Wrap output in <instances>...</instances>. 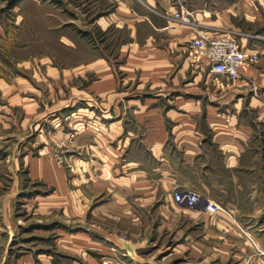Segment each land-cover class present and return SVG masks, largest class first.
<instances>
[{"label":"rangeland","instance_id":"obj_1","mask_svg":"<svg viewBox=\"0 0 264 264\" xmlns=\"http://www.w3.org/2000/svg\"><path fill=\"white\" fill-rule=\"evenodd\" d=\"M207 31L264 50V0H0V264H88L65 242L78 235L110 244L101 251L121 264H264L247 231L243 250L230 232L222 257L194 249L204 229L172 203L178 188L151 185L154 173L142 187L122 171L125 160L154 164L140 143L141 102L170 128L172 82L227 81L191 48ZM78 108L95 111L76 130Z\"/></svg>","mask_w":264,"mask_h":264},{"label":"crops","instance_id":"obj_2","mask_svg":"<svg viewBox=\"0 0 264 264\" xmlns=\"http://www.w3.org/2000/svg\"><path fill=\"white\" fill-rule=\"evenodd\" d=\"M168 6L162 4L165 10L171 8ZM148 21L157 29L151 20ZM205 24L210 28L220 26L221 22L206 18ZM167 28L166 25L161 26V29ZM205 33L210 34L208 31ZM241 41L247 52L260 51L261 55L246 66L237 80L229 82L225 76L218 75L227 81L217 83L206 79L184 82L182 87L179 82V87L176 82L171 83L176 91L172 92L173 100L178 107L171 114L164 115L172 122L170 128L163 125L159 106L146 101L140 103L138 119L145 121L140 139L142 152L154 164L143 165L144 160L138 163L125 160L122 171L124 174H137L142 187L151 184L149 174L154 173L155 180L152 179L151 185H160L170 192L174 188L193 190L200 195L203 203L189 208L176 204L170 193L172 203L192 210L188 218L198 220L204 229V240L194 245V249L201 252L215 248L222 257V250L227 252L229 248L230 232L235 234L236 248L243 250L247 241L244 231H247L254 237L251 248L261 254L260 259H264V143L257 139H264V50L260 42L248 46L245 45L246 40ZM252 84L257 89H253ZM155 85L163 87L164 81L157 80ZM92 111L94 113L95 110L78 108L72 129H80ZM102 112L104 119L113 116L109 108ZM113 125L117 122L112 121L109 128ZM207 200L224 204L235 219L208 213L205 210ZM174 218L177 215L172 213L166 222L171 228L170 232L166 230L168 237L176 227ZM212 232L219 237L215 243L211 241ZM75 240L76 243L74 240L65 242L70 243L69 247L80 249L88 264H101V260L107 264H121L116 256H110V252L101 251L110 248V244L107 247L99 241L89 242L83 235L76 236ZM126 248L132 251L136 246L131 244ZM85 249L91 252H85ZM224 256L228 257V254Z\"/></svg>","mask_w":264,"mask_h":264},{"label":"built area","instance_id":"obj_3","mask_svg":"<svg viewBox=\"0 0 264 264\" xmlns=\"http://www.w3.org/2000/svg\"><path fill=\"white\" fill-rule=\"evenodd\" d=\"M182 21L187 19L184 17ZM191 48L206 61L211 73L223 75L231 81L240 78L246 66L258 58L257 52H247L231 34H199L192 39ZM172 199L176 204L193 208L200 201V195L193 190L176 189L172 192ZM205 210L210 214H229L221 203L212 200L206 201Z\"/></svg>","mask_w":264,"mask_h":264}]
</instances>
